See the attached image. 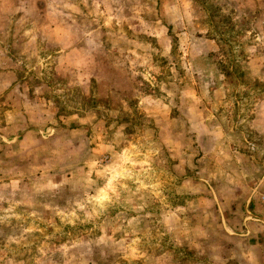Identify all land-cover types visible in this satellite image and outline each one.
Masks as SVG:
<instances>
[{"label":"rangeland","instance_id":"374dc122","mask_svg":"<svg viewBox=\"0 0 264 264\" xmlns=\"http://www.w3.org/2000/svg\"><path fill=\"white\" fill-rule=\"evenodd\" d=\"M257 222L264 0H0V264H264Z\"/></svg>","mask_w":264,"mask_h":264},{"label":"crops","instance_id":"0c3cea01","mask_svg":"<svg viewBox=\"0 0 264 264\" xmlns=\"http://www.w3.org/2000/svg\"><path fill=\"white\" fill-rule=\"evenodd\" d=\"M173 120H177V119H173ZM190 123V125L191 124H193L192 122H189ZM231 168H229L228 170H230ZM245 184V183H244ZM224 185H228L227 186V190L228 191H235V188H236V185H240V181L238 182V179H236V178H232L231 176L228 178V179H226V183L224 184ZM230 193V192H229ZM230 195H232V194H230ZM236 199H237V196H236ZM259 222V221H258ZM257 222V223H258ZM255 224L254 226H253V228L254 229H259L260 228V230H258L257 231V233L255 234V232H253L255 235H256V237L257 238H260V236L262 235L263 236V233L262 232H264L263 230H264V223L263 222H261L262 223V225H263V227L261 226V225H259V223L258 224ZM248 232V231H247ZM250 232V231H249ZM245 234V233H244ZM247 234V233H246ZM264 237V236H263ZM250 239H251V237H250ZM264 242V241H263Z\"/></svg>","mask_w":264,"mask_h":264}]
</instances>
